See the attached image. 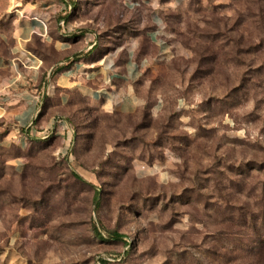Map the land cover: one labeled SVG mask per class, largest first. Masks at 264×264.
Returning a JSON list of instances; mask_svg holds the SVG:
<instances>
[{
	"label": "rangeland",
	"instance_id": "374dc122",
	"mask_svg": "<svg viewBox=\"0 0 264 264\" xmlns=\"http://www.w3.org/2000/svg\"><path fill=\"white\" fill-rule=\"evenodd\" d=\"M156 1L159 46L142 6L80 0L103 49L139 40L141 104L75 93L48 137L0 146V264H264V0ZM58 7L0 0V51L16 15Z\"/></svg>",
	"mask_w": 264,
	"mask_h": 264
},
{
	"label": "crops",
	"instance_id": "0c3cea01",
	"mask_svg": "<svg viewBox=\"0 0 264 264\" xmlns=\"http://www.w3.org/2000/svg\"><path fill=\"white\" fill-rule=\"evenodd\" d=\"M132 1L147 13L141 24L146 26L148 40L159 46L157 35L163 23L158 2ZM80 7V0H62V7L56 9L62 11L61 17L52 11L22 13L11 20L10 31L3 32L0 146L23 149L29 140L41 135V129L51 132L52 106L73 105L70 99L75 93L109 112L129 113L141 104L136 82L147 56L138 49L139 40L131 38L110 50L103 49L94 23L79 14ZM122 10L132 14L135 7L123 0ZM62 20L77 32H63ZM56 127L64 135L70 125Z\"/></svg>",
	"mask_w": 264,
	"mask_h": 264
},
{
	"label": "built area",
	"instance_id": "2783aa9c",
	"mask_svg": "<svg viewBox=\"0 0 264 264\" xmlns=\"http://www.w3.org/2000/svg\"><path fill=\"white\" fill-rule=\"evenodd\" d=\"M124 2L127 4H130L133 7H136L139 5L138 2H135L132 0H124ZM59 25H60V28L62 29L63 32H77V31H75L76 28H74V27H71V28L66 27L65 22L63 20L59 22ZM58 121H61V120L59 119ZM40 133H41L42 138H46L49 136L50 130L48 128H44V129H41ZM65 135H66L65 148H69L72 146L73 140H74L73 139V130L71 127L65 132ZM68 154L70 155V152H68Z\"/></svg>",
	"mask_w": 264,
	"mask_h": 264
},
{
	"label": "trees",
	"instance_id": "16d2710c",
	"mask_svg": "<svg viewBox=\"0 0 264 264\" xmlns=\"http://www.w3.org/2000/svg\"><path fill=\"white\" fill-rule=\"evenodd\" d=\"M35 123H36V119H35ZM70 127L72 128V130H73V133H74V128L70 125ZM66 136V135H65ZM93 231H94V233L97 235L98 234V232H97V229L94 227L93 228ZM99 235V234H98ZM113 235H115L116 236V234L113 232Z\"/></svg>",
	"mask_w": 264,
	"mask_h": 264
}]
</instances>
